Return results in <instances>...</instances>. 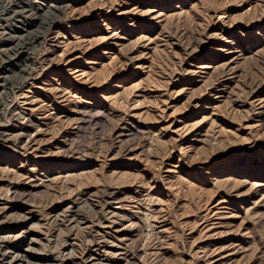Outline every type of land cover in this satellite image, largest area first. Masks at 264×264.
Instances as JSON below:
<instances>
[{"label":"rangeland","instance_id":"rangeland-1","mask_svg":"<svg viewBox=\"0 0 264 264\" xmlns=\"http://www.w3.org/2000/svg\"><path fill=\"white\" fill-rule=\"evenodd\" d=\"M60 1L24 19L48 42L0 123L34 152L0 144V236L76 246L82 198L102 263L264 264V0Z\"/></svg>","mask_w":264,"mask_h":264},{"label":"bare ground","instance_id":"bare-ground-1","mask_svg":"<svg viewBox=\"0 0 264 264\" xmlns=\"http://www.w3.org/2000/svg\"><path fill=\"white\" fill-rule=\"evenodd\" d=\"M62 9L63 4L60 0H0L1 17L7 18L9 23L11 21L14 25L12 29L7 28L8 30L0 32V123L1 121H5L6 124H10L11 127L13 126L10 119L11 114L15 110L10 108V101L14 94L12 85L17 81L22 83L29 78V76H32L40 60L38 62L33 59L31 60L30 55L40 51L48 42V39L43 36L45 34L41 35L38 29H33L31 23L26 22L27 20L25 21L24 19L27 17L30 19L39 14H43L42 24L49 25L50 31L53 25L52 22L58 19V13ZM1 30L2 28L0 31ZM15 56L18 58L14 62L15 64H12V57ZM22 57H24V59L19 60ZM1 125L2 124H0V126ZM2 130L0 128V144H9L12 147L11 149H18L21 146L23 150L26 149L30 151L31 154L34 153L33 148L29 146V144H22L23 141L21 138L24 133H20L11 138L12 136L10 137L9 134H6ZM81 204H83L84 207H91L90 200L80 198L74 200L70 210L62 212L61 214L57 213L54 215L53 219V224L58 227V229L64 226L66 234L74 236V241L77 242L76 246L75 244H67V242L58 244V247L54 249L56 255L46 258L34 254L35 249L33 246L35 244L31 240L22 244L19 235L11 236L10 238L8 236H6L8 238L0 236V264H107L104 262L102 263L100 259L93 258L91 245L99 248V240L95 237L96 232L92 233L91 227L85 229L81 228L82 221L78 216ZM16 210L19 211V209L16 208L5 207L2 211L6 213L17 212ZM21 212L23 216L21 215L22 222L20 224H25L33 220L34 217L31 210ZM22 235L34 236V233L28 230L23 232ZM21 249H24L22 252L27 253V255H22L21 252H19ZM103 253L106 254V252ZM126 253L124 252V255ZM127 263L131 264L129 262Z\"/></svg>","mask_w":264,"mask_h":264}]
</instances>
